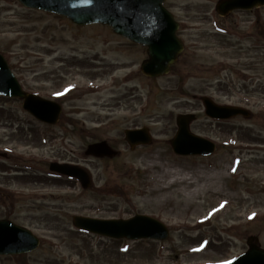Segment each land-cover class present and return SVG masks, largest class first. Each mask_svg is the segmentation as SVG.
<instances>
[{"label":"rangeland","instance_id":"374dc122","mask_svg":"<svg viewBox=\"0 0 264 264\" xmlns=\"http://www.w3.org/2000/svg\"><path fill=\"white\" fill-rule=\"evenodd\" d=\"M219 1L167 0L185 51L169 75L151 79L141 72L146 48L110 27L0 0V53L26 92L63 107L62 126L46 129L22 101L0 96V152L14 160L2 161L0 220L41 240L0 264H228L251 236L264 248V7L222 18ZM204 96L242 103L254 117L213 123ZM191 114V131L219 145L215 156L173 153L177 118ZM144 127L153 143L131 151L125 131ZM102 140L121 155L86 157ZM56 160L88 170L92 188L39 177ZM137 214L168 226V240H111L72 222Z\"/></svg>","mask_w":264,"mask_h":264},{"label":"water","instance_id":"95a60500","mask_svg":"<svg viewBox=\"0 0 264 264\" xmlns=\"http://www.w3.org/2000/svg\"><path fill=\"white\" fill-rule=\"evenodd\" d=\"M25 7L45 10L68 17L74 24H104L130 41L148 48V59L142 63V73L150 78L169 74L184 51V44L177 36L179 23L164 6L167 0H19ZM264 7V0H220L216 11L226 17L234 11H250ZM0 95L24 101L23 107L38 120L56 124L62 108L59 104L37 95L26 93L12 73L8 63L0 54ZM206 115L214 119H229L248 112L235 107L216 105L209 98H203ZM194 115H181L177 119L178 132L171 141L175 154L179 156H209L215 151V144L194 135L190 124ZM126 141L134 150L140 145L152 143L148 128L126 131ZM86 156L114 158L117 156L107 142L92 144ZM51 171L76 177L84 188L91 186L89 175L82 169L69 165L52 164ZM74 226L87 233L109 239L131 241H164L169 229L157 219L137 215L130 219L101 220L82 216L73 218ZM40 239L30 230L9 220H0V256L29 254L39 248ZM249 250L230 264H264V249L258 237L248 239Z\"/></svg>","mask_w":264,"mask_h":264},{"label":"flooded vegetation","instance_id":"af4514ba","mask_svg":"<svg viewBox=\"0 0 264 264\" xmlns=\"http://www.w3.org/2000/svg\"><path fill=\"white\" fill-rule=\"evenodd\" d=\"M225 104H227V103H225ZM232 105H238V106H242V107H245V105H243L242 103H239V104H232ZM253 117H254V114H252V117H251V119H253ZM240 119H242L241 117H237V118H235V119H233V120H230V121H225V122H217V121H213V120H211V122H215L216 124H220V125H222V126H227V124H231L232 122H235V121H237V120H240ZM110 145H111V147L113 148V149H117V146L113 143L112 144V142L110 141ZM254 149H259V147L258 146H254V148L253 149H251V150H254ZM10 159V158H9ZM5 173L6 172V170L5 169H3V164L2 163H0V175L2 174V173ZM7 173V172H6ZM26 178H28V177H26Z\"/></svg>","mask_w":264,"mask_h":264}]
</instances>
